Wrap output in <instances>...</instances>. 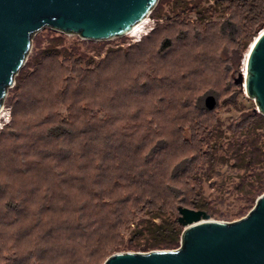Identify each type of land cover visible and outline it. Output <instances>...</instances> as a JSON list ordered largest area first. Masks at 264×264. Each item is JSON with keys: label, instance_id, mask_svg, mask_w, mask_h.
<instances>
[{"label": "rangeland", "instance_id": "1", "mask_svg": "<svg viewBox=\"0 0 264 264\" xmlns=\"http://www.w3.org/2000/svg\"><path fill=\"white\" fill-rule=\"evenodd\" d=\"M241 4L200 0L194 5V0H165L159 4V19L149 17V36L140 40L138 35H127L110 41H87L50 28L35 35L23 67L25 74L17 86L15 79L0 119V264L15 259L4 238L11 236L15 223L23 220L32 197L43 198L54 178L48 177L43 167L31 165L23 145L32 135L44 136L60 118H69L71 124L76 121L67 112L76 88L81 99L100 94L107 87L110 102L107 106L91 105L88 120L92 126L85 130L78 117L84 136L62 146L69 150L64 167L68 169L72 163V177H88L96 168L105 169L109 164V172L131 177L147 158L152 161L149 170L164 162L166 166L161 169L166 174L181 164L173 172L176 185L182 191L201 190L211 219L235 222L248 215L255 204L246 203L240 183L249 188L258 166L241 169L233 143H229L238 125L257 108L245 89L235 84L245 71L248 50L237 48L253 14ZM223 24L227 35L220 31ZM167 42L168 48L164 46ZM49 90L60 91L61 100L56 103V94L50 95L52 101L45 112L39 111L43 107L35 98ZM208 96L217 101L213 111L205 107ZM203 121L215 125L211 144L218 136L219 148L209 150L207 158L197 153L198 160H194L193 149L201 146L195 144L196 139L203 134L196 125ZM259 135L254 147H260L258 156L263 159L264 129ZM81 147H89L92 154ZM115 157L126 160L122 164ZM15 162L17 169L12 172ZM192 168L198 171L197 177L191 176ZM65 169H56V173L64 174ZM177 205L186 206L182 202ZM174 217H179L177 210ZM148 240L125 226L119 228L116 238L124 250H137L134 247Z\"/></svg>", "mask_w": 264, "mask_h": 264}, {"label": "trees", "instance_id": "2", "mask_svg": "<svg viewBox=\"0 0 264 264\" xmlns=\"http://www.w3.org/2000/svg\"><path fill=\"white\" fill-rule=\"evenodd\" d=\"M236 1H241V7L253 11V14L251 11L249 13L252 14V23L242 32L241 46L237 48L241 51L249 50L264 29L260 28L264 23V0H216V4H231ZM199 2L200 0H194V5ZM164 3L165 0L159 1V4ZM159 4L151 14L156 19L160 17ZM177 5L176 2L175 6ZM195 8L197 10L199 7ZM223 26L220 31L227 35V28L225 24ZM167 44L168 42L164 46L168 48ZM24 74L25 70L22 69L16 77V86ZM87 82L91 83L92 80ZM92 86L94 89L97 87L96 84ZM79 90H73L67 108L68 114L76 119L74 123L71 124L69 118H60L55 125L47 129L44 136L32 135L23 145L25 155L30 156L31 165L36 168L43 167L46 175L54 178L52 177L43 198L32 197L23 220L15 223L11 236L9 234L4 238L5 247L10 249L9 252L14 251L15 259L1 264H103L110 256L119 252L176 250L180 246L183 232L178 223L179 217H174L176 210L178 212L179 207H184L195 211H208L201 190L182 191L176 185V174L173 172L179 169L181 164L166 174L161 169L162 165L166 166L164 162L156 163L152 170H149L152 161L147 158L140 165L141 170L134 172L131 177H126L121 172H109V164L105 169L96 168L88 177L74 178L75 171L70 169L72 163L68 165V169L64 167L69 150L62 149V146L84 136L85 130L92 126L93 123L88 120V108L91 105L107 106L110 102L106 94L109 92L107 87L100 94L83 96L81 99L78 97ZM59 93L60 91L49 90L44 92L42 97L35 98V102L43 107L39 111L45 112L47 104L52 101L50 95L56 94L54 101H60ZM63 100L67 103L65 98ZM78 117L81 118L83 127L86 126L85 130L78 125ZM247 117L238 125V132L229 143H233L241 169L258 166L249 188L245 183H240L244 200L254 206L255 200L264 193V158L258 156L260 147H254V141L257 142L260 137L259 131L264 129V116L253 111ZM196 126L203 134L200 139H196L195 144L199 142L201 146L193 149L196 151L194 160H198L197 153L202 158H207L209 150L219 148L217 142L220 139L217 136V139H214L216 143L211 144L215 134L213 123L203 121ZM210 128L212 131H209ZM204 147L207 148L206 151ZM81 149L92 154V151L88 150L89 147ZM114 159H118L122 164V161L126 160L119 157ZM89 161L95 159L89 158ZM14 164L12 172L17 169L16 162ZM189 165H185L183 170ZM62 168L65 173L57 174L56 169ZM115 168L119 167L112 169ZM198 169L201 171V167L198 166ZM190 174L197 177L198 171L192 168ZM59 177L62 179L57 181ZM178 202L186 206L177 205ZM124 226L133 227L135 234L149 240L143 246L134 247L137 250H124V245L116 241L119 228Z\"/></svg>", "mask_w": 264, "mask_h": 264}, {"label": "water", "instance_id": "3", "mask_svg": "<svg viewBox=\"0 0 264 264\" xmlns=\"http://www.w3.org/2000/svg\"><path fill=\"white\" fill-rule=\"evenodd\" d=\"M159 0H0V113L27 63L32 40L50 28L87 41L127 36L151 16ZM246 58V57H245ZM247 75L235 79L264 116V29L251 44ZM205 107H217L208 96ZM183 228L176 250L121 252L103 264H264V193L248 215L235 222L211 219L205 211L178 208Z\"/></svg>", "mask_w": 264, "mask_h": 264}, {"label": "bare ground", "instance_id": "4", "mask_svg": "<svg viewBox=\"0 0 264 264\" xmlns=\"http://www.w3.org/2000/svg\"><path fill=\"white\" fill-rule=\"evenodd\" d=\"M150 23V18H147L144 22L140 23L132 32H130L128 35L129 36H134V35H138V37H143V35L147 32L146 28L148 26V24ZM248 52L246 53V58L244 59V75H247V70H246V60H247V56H248ZM4 115V109L3 111L0 113V119H2Z\"/></svg>", "mask_w": 264, "mask_h": 264}, {"label": "built area", "instance_id": "5", "mask_svg": "<svg viewBox=\"0 0 264 264\" xmlns=\"http://www.w3.org/2000/svg\"><path fill=\"white\" fill-rule=\"evenodd\" d=\"M150 31H147L143 36H147ZM142 37H139L138 39L140 40Z\"/></svg>", "mask_w": 264, "mask_h": 264}]
</instances>
